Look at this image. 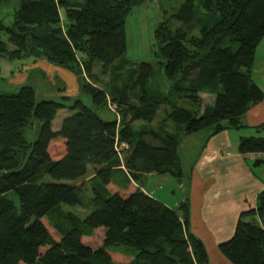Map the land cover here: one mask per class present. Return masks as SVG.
I'll list each match as a JSON object with an SVG mask.
<instances>
[{
	"label": "trees",
	"instance_id": "1",
	"mask_svg": "<svg viewBox=\"0 0 264 264\" xmlns=\"http://www.w3.org/2000/svg\"><path fill=\"white\" fill-rule=\"evenodd\" d=\"M146 1L19 0L12 24L0 19V59H45L67 69L95 108L80 100L67 107V97L37 101L29 85L0 92V264H209L188 202L173 210L137 185L150 174L181 181L182 136L241 129L247 110L262 101L252 71L264 0H184L162 21L154 37L170 82L166 95L147 92L158 73L153 64L125 72L122 59L127 17ZM96 62L112 75L105 89L91 80ZM203 93L213 102L201 111ZM111 104L115 120L102 119L98 112ZM165 106L157 129L135 132L134 122L152 123ZM64 108L75 113L53 131ZM33 123L38 134L29 144L23 131ZM169 123L180 137L165 129ZM237 151L264 154V137L241 138ZM218 249L229 264H264V188Z\"/></svg>",
	"mask_w": 264,
	"mask_h": 264
},
{
	"label": "crops",
	"instance_id": "2",
	"mask_svg": "<svg viewBox=\"0 0 264 264\" xmlns=\"http://www.w3.org/2000/svg\"><path fill=\"white\" fill-rule=\"evenodd\" d=\"M11 63L13 64H11L10 73L8 72L9 75L19 77L20 79L22 76V82L28 79L31 71H35L34 75H36L38 71L46 70L50 74L53 82L60 79L59 77H55V73L62 75L66 79L63 88H59L56 85L58 80L52 87H44L50 90L48 92L50 97L58 96L61 99L67 97L70 102L72 99L70 94L81 93L77 85L76 77L70 71L63 67L53 65L45 59L30 58ZM252 78L263 92L262 101L247 110L243 116L244 127L233 130L237 131V133L231 135L227 133L228 131H225L208 137L210 134L208 131L205 137L206 139H204L203 152L201 150L198 156L193 159L188 177L190 182L192 216L190 227L191 231L204 244L209 264H229L226 258L220 253L218 245L228 241L232 237L241 212L255 209L256 197L264 188V168L262 170H256L255 168L257 167L252 166L256 160L264 161V154H239L237 147H235L236 151H228L230 145L235 146L241 138L246 136L251 137L253 133L257 134L256 129L264 125V38L255 50ZM56 91L62 92L55 95L54 92ZM202 95L200 94V97L203 99ZM212 101L213 97L211 102L206 105H210ZM201 105L202 107L206 106L205 104ZM68 116L70 114L64 118ZM260 166H264V164H260ZM89 170L90 167L88 168ZM89 177H92V174ZM167 182H171L170 177L167 175L150 174L143 177L141 183L137 186L144 194L174 210V207L164 197L156 195L157 192L162 190V183ZM179 183L180 187L182 182ZM182 202L177 204L180 205Z\"/></svg>",
	"mask_w": 264,
	"mask_h": 264
},
{
	"label": "rangeland",
	"instance_id": "3",
	"mask_svg": "<svg viewBox=\"0 0 264 264\" xmlns=\"http://www.w3.org/2000/svg\"><path fill=\"white\" fill-rule=\"evenodd\" d=\"M18 2L19 0H8L6 4L4 3L0 7V19L3 21L5 25L12 24L13 12L18 6ZM183 2L184 0H172L171 2L165 0H147L140 7L133 9L131 14L127 17L126 20L127 49L122 59H127L129 61V64L125 72L130 70L129 68L131 66L136 67V65L141 62H147L153 64L155 69L158 70V73L156 74V76H153L148 80L146 88L149 94L158 93V94L166 95V93L170 89V82L164 77L162 70L163 68L160 65L165 60L156 55L158 52V44L154 37V31L162 21L166 19L169 20L171 15L176 12V10ZM177 27H179V23L173 20L171 22V28L174 30ZM4 40H6V38H4ZM11 64L13 63L8 62L3 58L0 59V65H1L0 92L17 93L20 86L31 85L36 90L37 101H42V100H46V101L52 100L55 102L62 101V99L60 97L58 98V96L50 97L48 95V92L50 90L44 88V87L46 88L52 87V85H54L57 82V80L58 82L56 83V85L59 88H63L66 83V79L63 78L62 75H60L59 73H55L54 74L55 77H59L60 79H57L55 80V82H53L52 78L50 77V74H48L46 70L38 71L36 75H34L35 71H31L30 72L31 74H29L28 79L22 82L23 81L22 76L20 79L19 77H12L11 75H9L11 70L10 68ZM93 73L95 74V76L91 77V80L94 83H96L98 86L100 85L105 89V87H107L106 83L110 82L109 85L111 84L112 75L110 74V72L107 74L103 73L102 63L100 62L95 63ZM42 75H44L45 77ZM123 75L125 74L123 73ZM117 85L120 86L122 85V83L119 81L117 82ZM62 91H56L54 93L55 95H57ZM202 96H203V99L201 98L202 104L206 105L211 102L212 99L211 95L203 93ZM70 97H72V99L70 102L69 101L66 102L67 107L71 106L75 100L79 99L86 106L95 109L94 104L88 95L77 93V94H70ZM178 104L182 105L180 102ZM110 108L109 109L112 111H108L105 109L98 112L102 119L107 121L115 120L116 118L115 112H117V109L112 104ZM168 109L169 108L166 106L162 107L158 111L157 117L153 120L152 123H146L143 121L134 122L132 124L133 129L135 130L136 133L140 132L143 129H148V128L157 129V127L161 123L162 118H164L165 116V111ZM74 113L75 112L69 110V108L59 110L55 120L53 121L52 130L54 131L56 129H59L62 119L65 116L69 114L73 115ZM166 126L167 128L165 129H168L170 133L174 134L177 132L176 137H180L181 134L177 125H173L169 123ZM38 128H39L38 124L33 123L24 129L23 135L27 143L31 144L36 139L38 134ZM257 131H258L257 134L253 133L252 136L264 137V129H258ZM227 133L232 135L237 133V131L229 130ZM207 134L208 131H201L189 136L188 135L182 136V141L179 146V156L181 158V167L184 176L182 177L181 181H178L177 179H173L170 177L171 182L162 183L161 185L162 190L156 193V195L160 197H164L166 201L171 206L174 207V209H177L179 205L177 203H180L181 201L183 202L187 201L189 205L190 225H191L192 216H191V205H190L191 197H190V189H189L190 182L188 177L191 171V165L193 159H195L198 156L201 150L203 152L204 139H206L205 137L207 136ZM246 137H250V136H246ZM235 147H238V144H235V146L230 145L228 147V151H236ZM258 167L255 169L262 170L264 168V166H260L259 168ZM92 173H93V168L90 167V170L88 171V177ZM85 182L86 180H81L75 182V184H80ZM179 182H182L180 187H179L180 185ZM13 200L15 206L18 207L19 203L17 198L14 197ZM67 210L70 209L67 208ZM73 212L82 214L81 213L82 211L80 209H73ZM116 249L117 248H109V251L113 252Z\"/></svg>",
	"mask_w": 264,
	"mask_h": 264
},
{
	"label": "water",
	"instance_id": "4",
	"mask_svg": "<svg viewBox=\"0 0 264 264\" xmlns=\"http://www.w3.org/2000/svg\"><path fill=\"white\" fill-rule=\"evenodd\" d=\"M260 164H264V161H262V160H256V161L253 163V166H254V167H258Z\"/></svg>",
	"mask_w": 264,
	"mask_h": 264
},
{
	"label": "built area",
	"instance_id": "5",
	"mask_svg": "<svg viewBox=\"0 0 264 264\" xmlns=\"http://www.w3.org/2000/svg\"><path fill=\"white\" fill-rule=\"evenodd\" d=\"M111 109V108H110Z\"/></svg>",
	"mask_w": 264,
	"mask_h": 264
}]
</instances>
